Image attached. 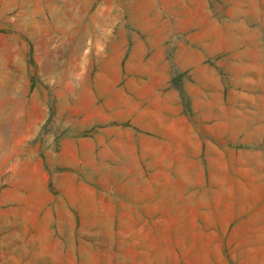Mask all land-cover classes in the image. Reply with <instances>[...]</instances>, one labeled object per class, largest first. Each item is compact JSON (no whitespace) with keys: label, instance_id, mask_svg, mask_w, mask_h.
Wrapping results in <instances>:
<instances>
[{"label":"rangeland","instance_id":"374dc122","mask_svg":"<svg viewBox=\"0 0 264 264\" xmlns=\"http://www.w3.org/2000/svg\"><path fill=\"white\" fill-rule=\"evenodd\" d=\"M0 264H264V0H0Z\"/></svg>","mask_w":264,"mask_h":264}]
</instances>
